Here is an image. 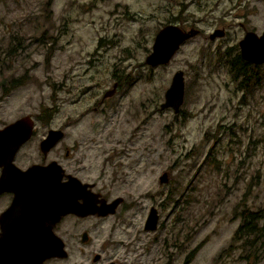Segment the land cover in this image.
Listing matches in <instances>:
<instances>
[{
  "label": "rangeland",
  "instance_id": "obj_1",
  "mask_svg": "<svg viewBox=\"0 0 264 264\" xmlns=\"http://www.w3.org/2000/svg\"><path fill=\"white\" fill-rule=\"evenodd\" d=\"M168 23L201 31L151 66L145 57ZM240 23L264 28V0H0V128L34 119L15 164L58 159L123 198L88 241L77 227L90 219H65L69 257L45 264H97L95 253L116 264H264V76L249 89L231 80L225 51L238 52ZM216 26L226 32L210 41ZM178 69L185 95L175 113L160 103ZM50 128L64 136L44 161ZM151 206L153 230L144 227ZM245 209L261 216L257 231L235 236Z\"/></svg>",
  "mask_w": 264,
  "mask_h": 264
},
{
  "label": "water",
  "instance_id": "obj_2",
  "mask_svg": "<svg viewBox=\"0 0 264 264\" xmlns=\"http://www.w3.org/2000/svg\"><path fill=\"white\" fill-rule=\"evenodd\" d=\"M196 33L194 27L184 29L175 23L165 24L156 32L145 62L151 66L168 63L181 44ZM220 33L215 30L210 36ZM238 44L243 59L256 64L264 62V30L260 34L246 31ZM116 86L114 83L104 96L112 94ZM184 95L185 76L183 70L178 69L164 92L160 108L170 107L178 112ZM33 131L31 115H23L0 128V192H13L11 203L0 213V264H39L53 256H65L64 242L53 231L55 222L63 214L73 211L106 215L113 213L123 200L121 196L112 201L102 198L101 204L93 207L94 201L82 193L84 190L76 194V188L82 185L77 177L70 176L67 182H61L63 169L56 160L47 164L33 163L25 169L17 166L15 155ZM63 135L62 129L50 128L40 142L41 151L46 153ZM159 179L167 181V172ZM78 198L83 201L80 203ZM157 223L158 211L151 206L144 227L153 230Z\"/></svg>",
  "mask_w": 264,
  "mask_h": 264
},
{
  "label": "flooded vegetation",
  "instance_id": "obj_3",
  "mask_svg": "<svg viewBox=\"0 0 264 264\" xmlns=\"http://www.w3.org/2000/svg\"><path fill=\"white\" fill-rule=\"evenodd\" d=\"M175 24H177V23H175ZM241 25H242V28L244 29V34H245V32L246 31H248L249 29H247L245 26H244V24L243 23H240ZM177 25H179V24H177ZM179 26H181V25H179ZM182 28H184V29H189V28H191V27H194V28H196L197 29V33L195 34V35H198L199 33H200V28L199 27H197L195 24H191V25H189L188 26V28L187 27H183V26H181ZM215 30H220V34L219 35H215L214 37H211L210 36V34L213 32V31H215ZM264 30V28H262L260 31H256L258 34H260L262 31ZM255 31V30H254ZM225 29L223 28V27H215L210 33H208V35H207V37H208V39L210 40V41H214V40H216L217 38H222L223 37V35L225 34ZM243 34V35H244ZM193 37V36H192ZM190 39V38H189ZM189 39H187V40H189ZM241 39V38H240ZM239 39V40H240ZM187 40H185V42L187 41ZM239 42V41H238ZM184 43V42H183ZM182 45V44H181ZM221 46L222 45H218L217 47H216V49H215V51H214V53H216L217 55H219V57H221V59H223V51L221 50ZM238 46H239V44H238ZM180 48V47H179ZM230 48V47H229ZM179 50V49H178ZM177 50V51H178ZM227 50V49H226ZM226 52V51H225ZM238 52H239V55L241 56V54H240V49L238 48ZM226 54H227V52H226ZM229 60V59H228ZM247 61V60H246ZM249 62V61H248ZM250 63H252V62H250ZM253 64H256V63H253ZM259 64H264V62L263 63H259ZM114 83H116L117 84V86H116V88L119 86L118 85V83L117 82H114ZM63 130V129H62ZM63 132H64V130H63ZM64 136V135H63ZM31 138V137H30ZM29 138V139H30ZM63 138V137H62ZM61 138V139H62ZM28 139V140H29ZM43 139V138H42ZM41 139V140H42ZM61 139H59L46 153H44L43 151H41L42 152V154H43V157H44V161H45V159L47 158V156H48V153L55 147V145L61 140ZM28 140H26L23 144H25ZM41 142V141H40ZM40 142H39V146H40ZM22 144V145H23ZM21 148V147H20ZM41 150V149H40ZM17 154V153H16ZM69 150L68 149H66L65 150V156H69ZM52 160H56V161H58L59 162V160L58 159H50V160H48L47 162H44V163H41V162H36V163H40V164H47L48 162H50V161H52ZM60 163V162H59ZM33 164V163H32ZM61 164V166H62V169H63V176H62V180H61V182H67L68 180H69V177L70 176H74V177H77L78 179H79V181H80V184H82V185H79V187H77L76 188V194H79V193H81V190H84V191H82V193L84 192V194L86 195V196H88L92 201H94V203H93V207H95V206H98V205H100L101 204V199L103 198V199H105L106 201H112L114 198H116V197H109V196H107L106 195V191L104 192L103 190V186L104 185H99V186H97V183H98V181H95V180H90V179H84V178H81L79 175H77V172L75 171V170H67V168L62 164V163H60ZM1 168V167H0ZM27 168V167H26ZM22 169H25V168H22ZM1 172V171H0ZM3 195H6L7 197H8V201L6 202V204L4 205V207L2 208V210H0V213L11 203V200H12V198H13V192L12 191H2V192H0V198L1 197H3ZM118 197V196H117ZM78 201L81 203L82 201H83V199L82 198H78ZM115 212V211H114ZM113 212V213H114ZM110 214H112V213H109V214H106V215H100L99 213H97V212H90V213H87V214H79V213H77V212H73V211H70V212H67V213H65V214H63L60 218H59V220L58 221H56L55 222V224H54V226H53V231L58 235V236H60L61 238H62V240H63V242H64V249L66 250V255L65 256H62V257H60V256H53V257H50V258H47V259H45V260H43L41 263H39V264H45L48 260H50V259H53V258H68L69 257V254H70V251H69V248H68V246L66 245V242H65V240L63 239V237L58 233V232H62V233H66V231H67V227H65L64 226V224H63V221L65 220V219H67V218H69V219H78V220H84V219H90V224H86V225H81V226H79V227H77V229L79 230V234H80V236H81V239H82V241L83 242H85V241H88V239H89V231L90 230H93L96 226H97V222H98V220L100 219V218H102V217H105V216H107V215H110ZM95 219V220H94ZM83 234H85L86 235V238L84 239L83 238ZM93 261L94 262H96L97 264H116V262L114 261V260H108V261H106V260H104V259H102V256L99 254V253H95L94 255H93ZM183 264H189V261H185L184 260V262H183Z\"/></svg>",
  "mask_w": 264,
  "mask_h": 264
},
{
  "label": "trees",
  "instance_id": "obj_4",
  "mask_svg": "<svg viewBox=\"0 0 264 264\" xmlns=\"http://www.w3.org/2000/svg\"><path fill=\"white\" fill-rule=\"evenodd\" d=\"M226 52L229 56L228 69L233 75L231 80L236 84L235 88L249 89L264 76V64L262 66L263 71L261 72L260 68L262 64H253L246 61L239 55V52H234V54H232L230 49L226 50ZM51 110V108H48L49 114H52ZM240 215L243 221L236 229L235 236H248L257 231L255 222L261 218L257 212L245 209Z\"/></svg>",
  "mask_w": 264,
  "mask_h": 264
}]
</instances>
